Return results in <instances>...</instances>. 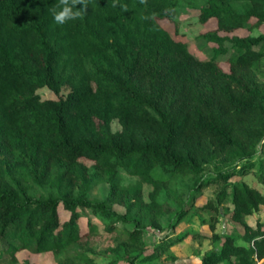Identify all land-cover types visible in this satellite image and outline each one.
Masks as SVG:
<instances>
[{"label": "trees", "instance_id": "trees-1", "mask_svg": "<svg viewBox=\"0 0 264 264\" xmlns=\"http://www.w3.org/2000/svg\"><path fill=\"white\" fill-rule=\"evenodd\" d=\"M57 3L0 0V264L19 249L51 264L150 261L182 239L175 226L209 184L197 207L210 212L205 237L217 245L199 264H264V221H246L264 205V29L217 33L264 24V0H86L63 25ZM179 4L215 19L198 34L214 42L209 57L162 27ZM39 87L59 96L41 98ZM119 170L136 179L122 184ZM250 171L263 189L230 179ZM96 184L105 197L88 195ZM89 214L109 235L102 248ZM217 214L242 231L217 232ZM164 225L144 253L143 232Z\"/></svg>", "mask_w": 264, "mask_h": 264}, {"label": "rangeland", "instance_id": "rangeland-1", "mask_svg": "<svg viewBox=\"0 0 264 264\" xmlns=\"http://www.w3.org/2000/svg\"><path fill=\"white\" fill-rule=\"evenodd\" d=\"M198 10L196 7L185 6L184 4H179L176 7L174 16L169 18H164L160 20V23L163 28H165L175 39L183 40L188 50L198 58H207L211 55L210 46L214 45L212 41H205L203 38H200L198 34L211 30L215 27V19L210 18L204 22H199L197 19ZM253 18L250 19L253 22ZM264 24H260L252 27L251 30L246 28H236L228 33L223 31H218V34H236V35H246V34H257L260 31H263ZM218 64L223 69H227L228 64L225 60V54L216 56ZM264 68V66H263ZM67 91V88H62L60 90V95H63ZM36 92L41 98H57L59 95L51 91L46 87H39L36 89ZM112 129L118 128L117 122L112 121ZM118 176L122 184H127L133 182L136 178L122 172L118 171ZM230 179L237 180L242 179L250 185L262 187V184L258 181L255 171H250L245 173L242 176H232ZM149 189L148 184H143V196L146 197V192ZM215 189L214 185H207L202 188L201 194L196 199V203L190 208L185 215V217L178 222L175 226L173 234H183L180 241L175 242L170 245L167 250L163 253H160L156 258H153L150 261L137 263V264H199V259L201 254L217 245V242L212 243L209 238L205 235L209 234L208 222L210 221V212L206 210H200L197 206L204 202V200L211 196ZM106 187L103 184L93 185L89 191L88 195L93 198L101 199L105 197ZM114 208L118 211H122L121 205L114 204ZM88 213V212H87ZM63 215L67 216V212L63 211ZM92 220H94L100 232L91 240L93 241V246L102 248L106 244L109 235L102 231V226L100 221L89 214ZM259 218L261 221H264V205L260 206L259 209L249 215H246V221L253 225L255 219ZM165 220V219H164ZM163 220V223H164ZM226 215L217 214V222L215 230H227L231 228V223L227 222ZM80 222L83 223V218L80 219ZM233 225V224H232ZM167 228L164 225L162 230L147 229L143 232V239L146 241L144 246V253H149L152 251L153 246L159 242L161 236H164ZM231 232L242 231L239 224L233 226L229 229ZM170 236V234H169ZM16 261L13 264H51L52 258L50 255L45 253H32L26 249H19L15 252ZM117 257V256H116ZM95 260L101 264H110L111 261L106 258L95 256ZM112 264H127L125 260L118 259Z\"/></svg>", "mask_w": 264, "mask_h": 264}, {"label": "clouds", "instance_id": "clouds-1", "mask_svg": "<svg viewBox=\"0 0 264 264\" xmlns=\"http://www.w3.org/2000/svg\"><path fill=\"white\" fill-rule=\"evenodd\" d=\"M141 3H146V0H141ZM82 5V7H77ZM117 3L114 0L112 7H116ZM125 11L127 10L126 6ZM54 22L58 25H63L68 21H73L80 18L87 11L86 0H58V3L50 9Z\"/></svg>", "mask_w": 264, "mask_h": 264}]
</instances>
